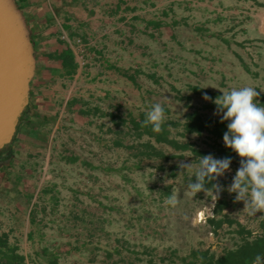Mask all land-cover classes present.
Here are the masks:
<instances>
[{
    "label": "crops",
    "instance_id": "1",
    "mask_svg": "<svg viewBox=\"0 0 264 264\" xmlns=\"http://www.w3.org/2000/svg\"><path fill=\"white\" fill-rule=\"evenodd\" d=\"M12 1L33 71L0 151V264L204 262L196 209L184 210L212 197L198 213L214 229L207 219H230L237 203L226 195L233 180L206 177L212 186L196 194L189 185L203 155L241 167L214 125V99L253 86L264 106V0ZM157 102L159 130L144 123Z\"/></svg>",
    "mask_w": 264,
    "mask_h": 264
},
{
    "label": "clouds",
    "instance_id": "2",
    "mask_svg": "<svg viewBox=\"0 0 264 264\" xmlns=\"http://www.w3.org/2000/svg\"><path fill=\"white\" fill-rule=\"evenodd\" d=\"M219 89L222 94L214 99L217 105L215 114L220 115L222 121H228V131L223 135L225 146L243 158L229 191H235L234 199L243 200L246 207L250 206L254 214L257 210H264V106L255 100L260 95L256 90L257 87ZM204 98L212 99L207 93H204ZM164 119V106L157 102L147 112L144 123H150L155 130H159ZM190 156L184 154L182 157ZM231 159L230 156L222 159L214 158L212 154L201 156L195 173L197 182L189 185L192 193L205 190L206 177L211 180L223 174L229 169ZM179 167L191 168L192 163L181 160ZM221 190V185H213L212 191L216 199L219 198ZM177 203L176 195L169 196L165 200L167 205L175 206ZM252 264H264V254L258 253Z\"/></svg>",
    "mask_w": 264,
    "mask_h": 264
},
{
    "label": "water",
    "instance_id": "3",
    "mask_svg": "<svg viewBox=\"0 0 264 264\" xmlns=\"http://www.w3.org/2000/svg\"><path fill=\"white\" fill-rule=\"evenodd\" d=\"M33 52L12 0H0V151L12 140L27 104Z\"/></svg>",
    "mask_w": 264,
    "mask_h": 264
},
{
    "label": "rangeland",
    "instance_id": "4",
    "mask_svg": "<svg viewBox=\"0 0 264 264\" xmlns=\"http://www.w3.org/2000/svg\"><path fill=\"white\" fill-rule=\"evenodd\" d=\"M243 158L241 157L240 160ZM222 175V179L226 182L230 179L233 180V177L236 173L231 171V169H227L224 171ZM230 185L227 189V196L228 198L233 199L231 196L236 195L235 191H229ZM215 200L212 197H208L206 194L196 196V200L194 203L190 202L189 206L185 208L184 211H188L190 217L192 216V211L195 210L196 214V221L194 225L195 233L194 238L197 244V250L195 255L196 259L202 258V253L205 252L207 257L213 256L214 259L223 255L226 251L230 249L236 248L238 245L243 243L244 237L246 239L251 240L252 238L261 235L263 232L262 224L264 223V210H257L254 214L251 211L250 206L246 207L245 202L243 200L237 201V205L234 204L232 208L233 211H229V218L231 220L237 221L240 223L245 229L249 230L251 233L248 236H243L239 234L236 229L239 226L237 223L228 224L225 223L226 228L218 230V232H214L213 229L209 228L204 220L203 215L199 216L198 210H205L206 212L210 213L212 210V205L214 204ZM212 202V203H211ZM236 205V206H235ZM181 204V210H182ZM230 209V208H229ZM198 213V214H197ZM232 216V217H231ZM189 228L192 229V220L189 219ZM192 236L190 235V239ZM205 249V250H204ZM187 254V251H184ZM191 257H194L193 253ZM149 264H158V262H147ZM160 264H197L198 262H159ZM202 263V262H201ZM200 263V264H201Z\"/></svg>",
    "mask_w": 264,
    "mask_h": 264
},
{
    "label": "trees",
    "instance_id": "5",
    "mask_svg": "<svg viewBox=\"0 0 264 264\" xmlns=\"http://www.w3.org/2000/svg\"><path fill=\"white\" fill-rule=\"evenodd\" d=\"M263 97V96H262ZM263 99V98H262ZM192 124L189 126L190 129L199 130L203 124L197 119V117L192 118ZM228 121H215L214 125H219L218 133L222 134L228 131L227 127ZM205 186H212L211 183L205 182ZM207 221L209 224L214 227L213 230H216L217 227L221 226L223 222H227L228 224L237 223L239 228L237 232L243 236L250 235V231L245 229L240 223L237 221L227 219H216L215 217L208 218ZM263 232L261 235H258L251 240L246 239L244 237L243 243L238 245L234 249H230L226 251L221 257L214 260L213 256L207 257L205 252L202 253V259L204 262L201 264H252V260L254 257L259 254H264V223L262 224Z\"/></svg>",
    "mask_w": 264,
    "mask_h": 264
}]
</instances>
